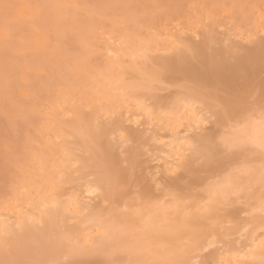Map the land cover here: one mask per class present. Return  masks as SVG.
<instances>
[{
    "label": "bare ground",
    "instance_id": "obj_1",
    "mask_svg": "<svg viewBox=\"0 0 264 264\" xmlns=\"http://www.w3.org/2000/svg\"><path fill=\"white\" fill-rule=\"evenodd\" d=\"M249 1L244 8H222L221 14L226 16L225 20L219 17L216 21L214 11L209 9L205 12L208 22L202 23V20L197 21L194 18L195 21L189 19L181 29L172 30L164 26L155 43L152 44L151 35V39L148 37L151 45L140 43L137 49L129 48L124 37L118 36L115 39L116 46L107 49L112 51V56H107L110 63L106 62L110 70L108 79L95 80L92 77L95 74L90 76V72L86 74L83 68L81 69L84 72L79 68L78 74L91 79V84H88L93 85L86 103H80V106L86 107L85 110L89 108V118H92L94 127L102 134L104 131H113L112 134H120L117 136L121 142L129 141L132 144V147L128 144L129 152L125 149L126 146L124 148L131 163L128 167H123L127 165L125 163L119 165L124 158L118 157L117 151L114 153L113 149L109 151L108 158L115 166V170L111 169L112 175L109 174L114 179L112 185H109L114 188L106 187L101 178L94 177L90 170L91 164L88 165L91 168H87L90 171L83 172L86 167L81 166L83 161L73 152L77 147L81 149L78 145H74L76 148L71 147L73 140H81V134L78 136L80 132L75 134L72 124L71 131L68 127L65 128L66 131L57 128V135L55 131L53 134L57 137L55 144L41 148L42 152L37 149L38 155L34 153V158L30 157L32 163H25L26 166L21 167L23 173L22 170L20 173L27 176L22 177L25 181L15 184L17 187L15 186L14 193L7 197L6 201L3 200V203L0 202V247L7 243L4 240L6 235L12 234L15 238L16 230L33 233L35 228L41 226L45 233L42 237H45L52 235L54 226H60L59 228L64 229H58L59 233L61 231L59 237L54 236V243L58 245L55 255L40 264H185L184 261L176 263L174 256L181 253L184 258L190 253L200 252L218 235L227 239L236 235L239 239H235H238L241 245H229V249L220 248L222 252L220 255L216 253L215 261L213 253L210 252L209 258L211 257L213 264H264V0ZM245 8L250 9L252 14ZM243 9L251 16L246 17L247 13H244ZM26 10L28 11L25 8ZM105 34L106 32H103L99 35L105 38L104 43L114 39L107 38ZM196 37H200L198 42L195 41ZM86 49V52L89 51L87 47ZM147 51L151 54L153 52L154 56L148 55ZM86 52L83 55L88 56ZM146 55L151 58L147 59ZM75 61L78 63L79 60ZM35 67L34 70H37V66ZM186 67L189 69L185 70ZM180 71L186 73L187 80L191 79L190 75L195 77L199 84L194 88L181 90V96L178 93L180 90L177 93L174 91V97L169 101H155L160 89L158 84L165 83L168 87H173L180 79L186 78ZM207 72L213 73L215 81L205 79ZM68 73L70 72L66 74ZM179 73L184 78H181ZM209 83L218 85L215 88L212 85L214 91L212 90L211 94L207 86ZM199 86L202 91V88L207 86L205 89L208 88L209 93L197 90ZM156 89L157 94L152 92ZM70 91L65 88L58 89L56 96L62 98L59 99L62 102L54 101L58 109L52 107V111L51 108L49 111L55 110L58 115L66 116L69 113L70 118L79 121L82 112L72 104L76 100L72 102L73 89ZM64 105L69 109L63 108ZM224 108L227 109L226 113ZM62 115L60 117H63ZM122 116L132 117L134 123L127 122H132L133 127L136 125L137 128H143L144 125H151L149 128L155 136L160 130L167 132L159 133V137L164 138L165 133L166 138L170 139L164 142L167 149L163 150L165 157L162 162H159V159L163 158L161 154L160 157L154 158L155 161L159 158L160 164L157 162V165L154 163L156 166L149 167V159L139 161L134 158L137 157V144L141 136L123 135L124 129L129 125L127 126L125 121L126 124L122 123L125 119ZM88 121L93 124L91 119ZM137 128L135 130L142 132L141 128ZM145 130L148 132V128ZM50 138L52 141V137ZM69 139H72V143ZM158 143L161 142L155 143L156 146H159ZM225 144L230 147L226 149ZM209 145L212 152L210 158L205 159L202 153ZM127 153L133 156V159ZM98 154L96 153V156ZM96 158L98 160V157ZM125 158L127 159L126 156ZM198 159L201 160L200 163L196 162ZM79 161H82L81 164ZM103 161L105 160L102 159ZM95 166L93 168H98ZM154 168L155 171H151ZM159 168L161 171L157 170ZM167 172L177 175L165 181L163 177H166ZM160 173L162 178L157 175ZM202 200L205 204H201ZM117 206L122 207L121 211L114 210ZM194 208L198 211L195 212ZM242 214L246 216L241 217ZM37 232L38 235L43 233L40 230ZM46 241L48 242V239H45ZM62 258L68 261L62 263ZM185 258L183 260H186Z\"/></svg>",
    "mask_w": 264,
    "mask_h": 264
},
{
    "label": "rangeland",
    "instance_id": "obj_2",
    "mask_svg": "<svg viewBox=\"0 0 264 264\" xmlns=\"http://www.w3.org/2000/svg\"><path fill=\"white\" fill-rule=\"evenodd\" d=\"M248 1L249 0H0V30H1L0 33H2V34H0L1 35L0 36V196H1L0 202L3 203L12 195V193H14V191H15L14 188H15V186L17 187V185H15V184H20V182L22 183L23 181H25V179L22 177H24V176L27 177L26 174L23 175L20 172H21L22 168H24L26 166L25 163L28 165H29V163L30 164L32 163V161L30 162V160H32V158H30V157H33L34 153L36 155H38L39 152L37 149H40V152H42L43 150L41 151V148L45 149L43 147L53 146L55 144L54 142L56 141V138H57L55 136V135H57L56 131L58 133V129H60V128L63 129L64 131H66L65 130L66 127H68V129H70V128L72 129V126H73L72 131H74V132L76 131L75 134H78L79 132L80 133L78 134V136L81 134L79 136L81 140H77V141L73 140V143H72V139L71 140L69 139L73 146L78 145L79 148L81 147V149H78V147L76 148L75 146L74 147L71 146V143H70V146L72 148H76L73 150V152L79 157V160H82L84 163V164L83 163L81 164L82 161L81 162L79 161L81 166H83V168L86 167V169L87 168L90 169L92 166V168L90 170L94 174V177L96 176L97 177V178L95 177L96 179L101 178L103 183L105 182L104 185H106V187H110V188L113 187L110 185H112L114 179L111 176H109V174L112 175V170H115L114 169L115 166L110 163V159L108 158L109 151H112V149H113L114 153H116V151H117L116 154L118 155V157L124 158V161H122L123 163L120 162L119 165H121V164L123 165L125 163L127 165H125V166L123 165V167H128V164L130 165L131 161L129 160V156H127L125 154V151L127 150L129 152L128 144L130 145V147H132V144L129 141H128V143H127V141L121 142L122 140L118 137L120 135L119 133L117 134L118 136L116 135V133L112 134L113 131L111 133L110 132L108 133V131H104V133L102 134L101 131H98L94 127L95 125H94L92 118H89L91 116V113L89 112V108H88V110H85V109H87L86 107H84L83 105L80 106V103H82V104L86 103V100L88 99V95L90 94V92L93 88L92 87L93 85L89 86V84H91L90 83L91 79H88V77L86 78V76H85V78H86L85 79L84 75L82 76V75L78 74L79 68L81 71H83V69H84L85 72L84 71L83 72L84 73L87 72L86 74H88L90 72L88 74L90 76H92V74L93 75L95 74L96 76L95 75L92 76V77H94V79L95 78H98L99 80L108 79V77L110 76V70L108 69L107 63L109 64L110 60L107 58V56H112V51H108L107 49H108V47L112 48V47L116 46L115 39L118 36L122 37V38L124 37V39L126 40V45L129 48L137 49L138 45L140 43L151 45V44H149L151 38H152V40H151L152 44L155 43L156 40L159 38L157 36L159 34H162V32H163L162 27H164V26H166L168 29H172V30L181 29V28L185 27V25L189 19L193 20L194 18H196L195 20H197V21L202 20V23L208 22V17L206 16L205 12H207L209 9H212V12L214 11V16L216 18V21L219 20V17L222 18L223 20H225L226 16L224 14H221L222 8L227 7V6L231 7V8H234L236 6H241L244 8V6H246V2H248ZM249 2H251V1H249ZM25 8L28 9V11L27 10L25 11ZM245 9H247V8H245ZM243 11H245L244 13H247V14H245L246 17H249L252 14L250 11L249 12L251 14L244 9H243ZM203 15H205L207 17V19L205 16L203 17ZM180 19H182L183 21H181ZM195 20H193V21H195ZM90 29H92V30H90ZM161 30H162V32H161ZM103 32H106L105 35L107 38L113 37L114 39L111 38V39H109V41H111V42H109V43L105 42L104 43L103 39H104V41H106L105 38L101 37V36L99 37V35ZM83 33H85V34H83ZM151 35H152V37L150 38L149 36H151ZM160 36L164 37V35H160ZM41 37H43V38H41ZM148 37L150 39H148ZM155 37H157V38L155 39ZM198 40H200V37H199V39H198V37H196L195 41L198 42ZM86 43H88V44L86 45ZM89 44L91 47L89 46ZM86 47L89 50L87 52H86V50H87ZM37 48H39V49H37ZM91 48H92V50H91ZM105 50H107V51H105ZM85 52H86V55H88V56L90 55L92 58H90V56L88 57V56L83 55V54H85ZM105 52H106V54H105ZM147 54L150 56L151 55L154 56L153 52L151 54L150 51L149 52L147 51ZM83 56H85V57H83ZM150 56H147V59H150L152 57V56L151 57ZM73 57L77 58V59H74ZM81 57L83 59H86V60H83ZM57 58L60 61L57 60ZM75 60H79L78 63H76ZM88 60L90 63L87 62ZM44 62H45V64H44ZM73 62L75 65L72 64ZM80 62L81 63L83 62L82 63L83 65ZM52 63H54L56 66ZM105 63H106V65H105ZM62 64H63V66H61ZM35 66H37V70H39V72L37 70H34V69H36ZM45 66H46V68H45ZM92 67H93V69H92ZM188 67L192 68L191 65H188ZM188 67H186L185 70H188L189 69ZM62 68H64V69H62ZM81 68H83V69H81ZM57 70L59 71V75H58ZM69 70H71V71H69ZM67 72H70L71 74L68 73V75H67L66 74ZM92 72H94V73H92ZM181 72L182 71H180V73ZM63 73H64V75H63ZM73 73L76 77L74 75H72ZM180 73H179V75H181ZM182 73H184V72H182ZM207 73L204 75L205 79L206 78H207V80L213 79L212 82L215 81V78L212 75L213 73H208V74ZM46 74H47V76H46ZM97 74L100 76V78H99V76H97ZM184 74L186 77V73H184ZM210 74L212 77L210 76ZM50 75H52V76H50ZM65 75L68 77H66ZM206 75H207V77H206ZM73 77L75 80H73ZM181 78H184V76L181 75ZM98 79H95V80H98ZM189 79L190 80H187V77L184 79H180L176 83V85H174L173 87H171L172 85L168 87L167 84H165V83L162 85L158 84V86L160 87V89L158 90L159 95L156 92L157 89L152 90L153 93L157 94V96L155 97V99H156L155 101H157L159 103L169 101L170 98L173 99V97H174L173 92L174 91H176V93H177L178 90H180L178 93H179V96H181L180 93H183L182 91H185L186 89H189V88H194L195 86H197V84H199V81L198 80L196 81L195 77H192L190 75ZM192 79H193V82L195 80V82H196V83H194L195 85L193 84ZM20 80H22V81H20ZM74 81H77V82H74ZM79 81L81 83H78ZM73 83H75V84H73ZM92 84H93V82H92ZM163 85L165 88L163 87ZM185 85H187V86H185ZM210 85H211L210 83L207 85V86H209L208 87L209 89L208 88L205 89V87H207V86L202 88L205 90V91L203 90L204 92L200 89L201 88L200 86H199V89H197V87H196V89L203 92V93H207V92L209 93V91H210L209 94H211V92L214 91L213 86H212L214 84L212 83V85H211L212 87H210ZM83 86H85V87H83ZM86 86L88 89H86ZM183 86H184V88H183ZM215 86H218V85H214V88H215ZM62 88H65V89H68L71 91L73 89L72 92H74V93H72L70 91L71 95H72L71 97L73 98L72 102H74L75 100L77 102L75 101V103H72V102L71 103L75 105L76 109H78L79 111L82 112V113H80V116H81V118L79 120L80 122L74 121L73 120L74 118H72V117L70 118L71 114H69V113L67 116L65 114H63V115L61 114L63 117H60L61 115L59 114L60 115L59 116L57 114L58 108H57V105H55V104L57 102L59 103V101L62 102V100H59L62 98H57L56 92L58 91V89H62ZM179 88H182V89H179ZM26 91H28V92H26ZM86 93H87V95H86ZM176 93H174V94H176ZM35 95L37 97H35ZM165 95H168V96H165ZM155 106H157V105H155ZM52 107L54 109L57 108L56 109L57 112H54L55 110L53 109L54 114H53V112H51ZM50 108H51V111H49ZM63 108H66V110H67L68 107H67V105H64ZM46 113H48V114H46ZM55 113L58 115L59 118L56 117L57 115H55ZM28 117H29V119H28ZM46 117L48 119H46ZM122 117H125V119L122 118L123 119L122 123L126 122L127 126L129 125L130 127H132V129H131L128 126V128H130V130L128 128H125L124 129L125 133H123V135L137 134V135L141 136L140 139H138V144H137L138 145L137 157L135 156L134 158H136V160H139V161H141V160L147 161L149 159L150 161L147 162V165L149 167L150 166L152 167L153 165H155L154 163H156V165H157L159 158L156 161H155V159L157 157H160V154H161V157H163V158L159 159V162H162V159H164V157H165L163 150L167 149V148H165L164 144L170 140V139L168 140L166 138L165 133L167 134V132H165V130H163L165 132L164 138L166 140L163 137H159V135H160L159 133H161L162 130L158 131L159 133H156V134H158L157 136L162 139V141H161L157 136L153 135L154 133H151L152 130L149 128L151 125H149V127H148V125L146 127H144L145 126L144 125L143 128L140 127L141 128L140 129V128H137L136 125H135L136 127L135 126L133 127L134 122L131 119L132 117H128V116H122ZM88 119H91L93 124L90 121H88ZM102 119H101V123L103 121ZM120 119H121V117L119 118V120ZM127 121H129V122L132 121L133 122V123L131 122L132 125H131V123H129ZM71 124H72V126H70ZM143 124H145V123H143ZM92 127H94V129ZM135 128L142 130L143 133L145 132L144 134H146L147 137L145 135H143L142 132L135 130ZM144 128L145 129L148 128V132ZM71 129H70V131H71ZM149 129L151 131H149ZM37 131H39V132H37ZM54 131H55V135H53ZM96 132H98V133H96ZM84 133L86 134V136ZM149 133H151V135H153V137H154L153 140H151L152 136L148 135ZM105 134L107 136H105ZM87 135H88V137H87ZM100 136L102 138L99 139ZM115 136H117L118 139ZM149 136H150V138H149ZM50 137H52V139H53L52 141H51ZM84 137H86L87 139ZM114 137H115V139H114ZM43 139L46 140L47 142L44 141ZM109 139H110V141H109ZM107 140H108V142H107ZM74 141H76V143ZM82 141H83V144H82ZM154 141L156 144L159 141L161 143H158L159 146L158 145L156 146ZM147 142H149L150 145ZM110 143H112L113 145ZM122 143H124V144H122ZM1 144H2V146H1ZM104 144H107V145H104ZM115 146L116 147L118 146V147L116 148ZM122 146H123V148H122ZM125 146H126V148H125ZM26 148L28 150H25ZM99 149H100V151H99ZM119 149H121V150H119ZM84 150H85V152H84ZM31 151H32V153H31ZM93 151H95L97 154L98 153H101V154H98L96 156V153ZM118 152H119V154H118ZM104 153H105V156H107V157L104 156ZM154 154H155V156H152ZM128 155H130V154H128ZM148 155H150V156H148ZM102 156H103V158H102ZM125 156L127 157L128 160L125 158ZM25 157H26V159H25ZM96 157H98V160ZM130 157L132 158L133 156L130 155ZM86 159H88V160H86ZM102 159L105 160L106 162L105 161L102 162ZM26 160L28 162H26ZM196 162L200 163L201 160L198 159V161H196ZM79 163H78V165H79ZM90 164H91V166H88ZM108 164H111V165H108ZM14 165H16V166H14ZM84 165H87V166H84ZM93 165L98 166V168L96 166H95L96 169L93 168L94 167ZM17 166H19V167H17ZM15 167H17V168H15ZM18 169H20V170H18ZM86 169L85 170L82 169L83 172L85 171L84 173H86L87 171H90V170H88V169L86 170ZM17 170H18V172H17ZM157 170L159 171L160 168ZM176 170H178V169H176ZM151 171H155V168ZM101 172H102V174L100 175L99 173H101ZM175 172L177 174L179 173V171L178 172L175 171ZM10 173H12V174H10ZM22 173H23V170H22ZM167 173H165L166 177L165 178L163 177V179L165 181L170 179V178H173L177 175L176 173H175L176 174L175 175L173 172H172L173 174H171V173L169 174V172H167ZM157 175H158V177L162 178V176H160V175H162V173L157 174ZM163 176H164V173H163ZM21 179H22V181H21ZM163 179H160V180L162 181ZM12 180H13V182H12ZM164 180L162 182L165 183ZM18 181H19V183H16ZM106 182H108V183H106ZM162 182L160 183V181H159L160 184H163ZM96 201L98 202L97 199H96ZM202 202L204 203L203 200L201 201V204H203ZM205 202L208 203L207 201H205ZM2 203H0V205ZM196 208H198V207H196ZM121 209H122L121 206H117L114 208V210L117 212L121 211ZM194 210H195V208H194ZM196 211H198V209L195 210V212ZM242 216L244 217L246 215L242 214L241 217ZM228 225L233 226L234 223H233V225L232 224H228ZM59 227L60 226H54L52 228V230L54 229V231H52L53 236L48 234L47 235L48 237L46 235H45V237H42V236H44L43 234H45V233H44V229L43 228L41 229V226H40V228L39 227L35 228V231L33 233H24V232H21L19 230H16V233H15L16 239L14 238V235L12 236V234L10 235L11 238H10V236H8L9 234L6 235L7 237H5L4 240H5V242L7 241V243H4L5 246L3 245V247L2 246L0 247V252H1L0 254L5 255V256L0 255V259H2V260H0V264H2L3 262H4L3 264H29V263L35 264V261H36V264L37 263L40 264L43 261L47 262L49 259L53 258V256L56 253V250L58 248V245L56 242L54 243V240H55V237L60 236L61 231H63V229H64L63 227H61V228H59ZM55 229L57 231H58V229H62V230L59 233V231L56 232ZM37 230H40V232H43V233L42 234L39 233V235H38L37 233L39 231L37 232ZM41 230H43V231H41ZM220 231H221V229H220ZM35 233H36V236L34 235ZM27 234H29L30 236ZM217 237L221 243L219 241L217 242ZM231 237H233L235 239L238 236L234 235ZM231 237H229L228 239L224 238L222 236H219V235L216 236L215 238L213 237V239H215V240L213 241V239H211L209 245L204 250H201L200 252H194V253H190L188 255H185V257L188 256L187 258L184 257L186 260H183L184 255H182L181 253H179L180 254L179 255L177 253L174 256V261H176V263L184 261L185 264L186 263H188V264H213V261H215L214 256L216 255V253H219V255H220L222 252V251H220V248L222 250L224 248H228L229 245L232 247L233 246L236 247V245L239 244L238 243L239 237H238V239H235V241H233L234 239H232ZM45 239L46 240L48 239V242L47 241L45 242ZM223 240H225V241H223ZM212 242H214V243H212ZM50 243H52V244H50ZM211 243L214 245H212ZM218 243H220V245ZM210 245H212V246H210ZM240 245L241 244H239V246ZM16 246H18V247H16ZM50 247L53 249H51ZM216 248H217V251H216ZM214 250H215V254H214ZM207 252L209 253V255ZM210 252L213 253L212 254L214 257L213 261H211V257L209 258ZM34 255H36L38 257V259ZM6 257H8V259ZM32 257H33V259H32ZM34 257H35V259H34ZM31 260L32 261L34 260L33 263ZM61 260H62V263H66L68 261L67 259H64V258H62ZM9 261H12V263H9ZM28 261H29V263H28ZM37 261H39V262H37Z\"/></svg>",
    "mask_w": 264,
    "mask_h": 264
},
{
    "label": "snow or ice",
    "instance_id": "obj_3",
    "mask_svg": "<svg viewBox=\"0 0 264 264\" xmlns=\"http://www.w3.org/2000/svg\"><path fill=\"white\" fill-rule=\"evenodd\" d=\"M223 111L226 113L227 112V109L224 108ZM224 147L227 149V148L230 147V145L225 144ZM211 152H212V148H211V145H209L208 146V149L205 150L202 154L205 156V159H208V158H210Z\"/></svg>",
    "mask_w": 264,
    "mask_h": 264
}]
</instances>
